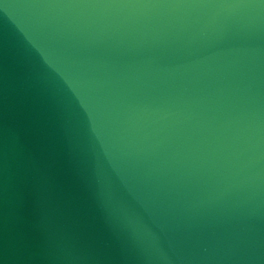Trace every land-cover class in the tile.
<instances>
[{"label": "water", "instance_id": "1", "mask_svg": "<svg viewBox=\"0 0 264 264\" xmlns=\"http://www.w3.org/2000/svg\"><path fill=\"white\" fill-rule=\"evenodd\" d=\"M0 264H264V0H0Z\"/></svg>", "mask_w": 264, "mask_h": 264}]
</instances>
